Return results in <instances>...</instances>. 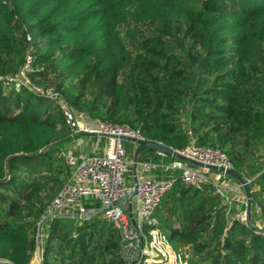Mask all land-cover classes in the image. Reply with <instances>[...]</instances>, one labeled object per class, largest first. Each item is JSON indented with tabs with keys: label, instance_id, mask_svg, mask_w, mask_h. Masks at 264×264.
<instances>
[{
	"label": "trees",
	"instance_id": "1",
	"mask_svg": "<svg viewBox=\"0 0 264 264\" xmlns=\"http://www.w3.org/2000/svg\"><path fill=\"white\" fill-rule=\"evenodd\" d=\"M221 1L0 0V58L23 54L30 34L38 41L34 66H50L40 77L60 73L65 99L77 111L138 129L147 140L175 150L194 143L225 153L234 170L251 182V225L237 219L245 203L226 206L212 186L195 189L181 180L162 199L155 218L189 264H264V227L259 228L264 219V0H235L229 10ZM176 26L183 27L181 33L172 30ZM143 27L152 35L141 38ZM18 34L22 44L16 42ZM178 34L190 44L176 55L179 44L173 37ZM128 43L145 49V55L136 54L139 64L125 82ZM20 71L0 63V78ZM4 82L0 192L19 189L18 202L5 214L12 222L0 225V264H30L31 233L46 209L35 211L34 204L62 172L71 177L58 155L74 139L51 100L25 88L7 95ZM92 87L96 92L86 101ZM123 144L131 158L137 147ZM172 161L152 149L140 156V162ZM42 238V264H58L57 256L61 263L97 264L111 251L107 264L123 262L119 231L100 216L51 220Z\"/></svg>",
	"mask_w": 264,
	"mask_h": 264
},
{
	"label": "built area",
	"instance_id": "2",
	"mask_svg": "<svg viewBox=\"0 0 264 264\" xmlns=\"http://www.w3.org/2000/svg\"><path fill=\"white\" fill-rule=\"evenodd\" d=\"M33 53V50L27 53L26 63L16 77L0 78V81L15 84L20 91L32 88L31 77L39 71L34 66ZM39 95L51 101L59 100L53 92L41 91ZM62 114L73 139L93 141L90 145L93 153L88 156L75 147L59 153L58 158L72 170V174L65 187L47 206L42 218L61 214L90 215L104 210L100 217L119 231L123 264H189L188 259L171 246L155 218L162 199L173 190L178 180L195 189L212 186L226 206L237 201L246 204V198L241 200L242 187L229 179L225 172L194 168L177 158H173L171 163L139 160L138 194L129 200L135 190V154L129 158L120 138L146 140L143 133L127 126L82 121L68 108ZM105 135L110 138H104ZM176 151L203 164L234 169L229 157L219 150L192 143ZM261 173L264 174V163ZM258 210L261 212L259 206ZM237 219L241 223L252 224L246 209L238 213ZM262 227L264 219L259 225V228ZM40 254L42 259V249Z\"/></svg>",
	"mask_w": 264,
	"mask_h": 264
},
{
	"label": "rangeland",
	"instance_id": "3",
	"mask_svg": "<svg viewBox=\"0 0 264 264\" xmlns=\"http://www.w3.org/2000/svg\"><path fill=\"white\" fill-rule=\"evenodd\" d=\"M226 3H227V5H226L227 9L226 10H229L230 8L235 6L236 1L235 0H226ZM219 6L220 7L224 6L222 1L219 2ZM172 30H175V31L181 33L183 30V27L181 26V28H180V27L176 26ZM142 32H143V34L141 35V38H146V37L152 35L151 33L148 32V28H146V27L142 28ZM29 38H31V40ZM167 38H168V36H167ZM173 40L175 42H178V44H179L178 47L176 46L177 48H179V49H177L178 51L176 52V55L181 53L180 52L181 47L186 46V48L188 49L189 44H190V40L184 39L183 35L178 34V36L173 37ZM20 41H21V39H20V36L18 34V36L16 37V42H18L19 44H22L23 42L22 41L20 42ZM25 42L24 43L26 45V48H25L23 54H21L19 56L16 53L4 54L0 58V63H9L11 65L13 64L16 67L19 66L22 70V68L24 67V65L26 63L27 53L30 50L36 51V43L38 41L35 43L32 39V36L30 34H27ZM128 47H129L128 71H127V73H125L121 77V80L125 81V82H129L128 79H129L130 74L133 75L137 65L139 64V62L137 63L136 54L145 55V49L137 50L135 47H132L130 43H128ZM150 50L154 51L155 49L150 47ZM142 63H145V61H143ZM147 63H149V62H147ZM43 68L49 69L50 66L47 65V66L39 67L38 68L39 71H37V73H35L31 77L32 88L26 89V90H28V91L32 90V91L36 92L37 94H39L41 91L45 92V93L46 92L56 93L59 97V100L58 101H52L54 104L53 105L54 111L59 110L61 113H63L64 109L68 108L76 115V117L81 118L82 121L92 120L95 122H99V120L91 118L88 114L85 113L84 110L80 111V112L77 111L75 109V106H71L69 104V102L65 99V96L63 94L64 88H62V86L60 87L61 82H63V80H64V77H62L60 73L53 74L50 76L40 77V74L43 71ZM14 85L15 84H9V83L4 82L3 87L5 89V94L13 95L14 94L13 92H15L17 95L20 92V90L17 89ZM95 92H96L95 87L90 88L87 91L86 101H89L90 100L89 98H92L93 95L95 94ZM101 123H103V122H101ZM108 124H110V123H108ZM112 125H115V124H112ZM124 147L126 149L125 144H124ZM58 168H60L59 172H61L62 166L59 165ZM69 179H70V176H68V175H66V173L62 172L60 174V176L58 177L57 183L53 184L49 187L48 191L43 195L42 201L35 202L33 209L36 211V210L42 209V207H43V209L47 208V206L53 202V200L57 197V195L60 193V191L65 187V185L68 183ZM18 189L19 188H17V187L13 188V187L9 186V187L4 188L0 192V225L1 226L2 225L5 226V224H7V222H12L11 220L6 219L5 214L13 204L18 202L14 198L15 192ZM4 194L6 197L3 200H1V196ZM31 214H32L31 212L28 213V217H27V218H29L28 220H32ZM31 238L34 241V248L32 250V257H31V263L30 264H42L43 258L41 259L39 247L41 246L40 248L42 249V252H43V241H42L43 238L39 239L38 229H37V231H34L31 233ZM111 252H109L108 255H106V257L104 259H101L100 262L97 264H107V262L114 257V253H111ZM55 259H56V262H58V264H72L70 261H67V263H64V262L61 263L62 259L59 256L55 257ZM122 264H123V262H122Z\"/></svg>",
	"mask_w": 264,
	"mask_h": 264
},
{
	"label": "water",
	"instance_id": "4",
	"mask_svg": "<svg viewBox=\"0 0 264 264\" xmlns=\"http://www.w3.org/2000/svg\"><path fill=\"white\" fill-rule=\"evenodd\" d=\"M103 137L104 138H110V136H108V135H105ZM120 139L124 142H130L137 147V150H136L135 156H134V167H133L134 189L135 190H134L132 197H130L129 200H132L138 194L137 171H138V164H139L140 156L146 149H152L156 153H160V154H162L166 157H169V158H177L179 160L188 162V163H190V164H192L198 168H201V169H207L210 171H217L220 173L225 172L228 176H230L231 178L236 180L237 183L244 190L245 198H246V212H247L248 217L251 219V211H252V203H253V195H252V191H251V187H250L251 182L244 179V177L240 173H238L236 170H234V169L225 170L223 168H219L216 166L207 165V164H203V163L198 162V161L191 160L185 156H182L175 149L168 147L162 143L153 141V140H147V139L146 140H136L134 138H128V137H121ZM103 212H104V210H100L99 212H97L95 214H90V215L61 214V215H57L54 217L47 216L45 218H42L39 225H38L39 239L42 238V230H43L44 224L51 221V220H54V219L90 220V219H93L97 216H100ZM39 250L41 252V248Z\"/></svg>",
	"mask_w": 264,
	"mask_h": 264
},
{
	"label": "crops",
	"instance_id": "5",
	"mask_svg": "<svg viewBox=\"0 0 264 264\" xmlns=\"http://www.w3.org/2000/svg\"><path fill=\"white\" fill-rule=\"evenodd\" d=\"M85 142V143H84ZM93 141L87 140V139H78V140H73L71 143L68 145L67 149L71 148H77L80 152H83L84 154L92 155L93 150L91 148V144ZM241 194V193H240Z\"/></svg>",
	"mask_w": 264,
	"mask_h": 264
}]
</instances>
